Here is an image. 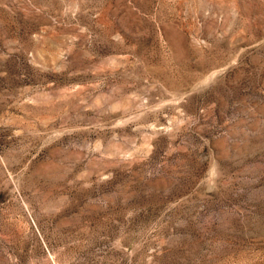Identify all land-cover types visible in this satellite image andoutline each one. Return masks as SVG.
I'll use <instances>...</instances> for the list:
<instances>
[{"label": "rangeland", "instance_id": "374dc122", "mask_svg": "<svg viewBox=\"0 0 264 264\" xmlns=\"http://www.w3.org/2000/svg\"><path fill=\"white\" fill-rule=\"evenodd\" d=\"M0 264H264V0H0Z\"/></svg>", "mask_w": 264, "mask_h": 264}]
</instances>
